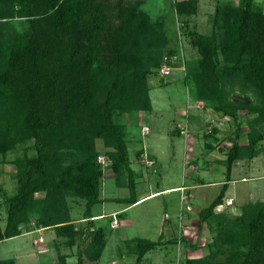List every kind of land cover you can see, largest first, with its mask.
I'll return each instance as SVG.
<instances>
[{
	"label": "trees",
	"instance_id": "1",
	"mask_svg": "<svg viewBox=\"0 0 264 264\" xmlns=\"http://www.w3.org/2000/svg\"><path fill=\"white\" fill-rule=\"evenodd\" d=\"M142 4L143 0H0V153L21 142H34L15 160L19 185L9 197L6 226L0 223V243L19 236L21 224L36 212L38 227H54L60 242L79 246V264L101 258L107 230L97 226L92 212V207L103 201L105 175L97 138L109 148L106 162L119 185L123 182L119 173L124 169L129 172L131 195L121 200L128 204L138 201L126 126L116 122L115 116L130 111L132 103L143 106L142 100L149 99V74L166 63L163 26L151 20ZM177 10L192 14L197 5L181 1ZM17 20H23L25 28L19 29ZM222 20L229 35L225 41L217 45L208 38L198 41L200 75L212 92L224 93L227 81L233 85L243 79L247 89L254 86L264 96L263 9L250 1L239 6L220 5L215 23ZM156 50H160L157 56L153 55ZM199 95L196 92V97ZM228 95L222 107L214 108L237 120L241 104L231 102ZM210 98L213 95L205 99ZM256 106L249 109L257 111ZM237 136L227 148L229 180L234 162L253 158L264 138L250 131L248 143L241 144L239 128ZM29 149L35 153L29 154ZM227 186L225 183L212 203L201 209L200 228L209 227L215 219ZM39 192L43 195L37 196ZM1 194L0 185V198ZM69 194L86 199L87 225L77 227L72 221ZM248 209L238 220L248 227L237 249L227 262L210 264H264V203L253 202ZM133 241L136 244L131 251L141 264L150 250L179 240H164L162 234L156 241L141 237ZM60 258L66 262L65 255ZM212 258L211 254L189 258L185 264H203ZM0 264L17 262L14 257H0Z\"/></svg>",
	"mask_w": 264,
	"mask_h": 264
},
{
	"label": "rangeland",
	"instance_id": "2",
	"mask_svg": "<svg viewBox=\"0 0 264 264\" xmlns=\"http://www.w3.org/2000/svg\"><path fill=\"white\" fill-rule=\"evenodd\" d=\"M181 1H195L196 13L178 12L177 4ZM247 1L260 6L264 11V0H143L142 9L151 16L152 21L163 26L166 42L162 52L163 61L165 60L166 63L160 69L156 70L154 67L153 72L149 74V99L144 102L142 100L143 106L138 108L137 104L139 103H132L130 111L115 116L116 122L126 126L125 137L128 142L131 163L134 162V167L137 170L140 168L139 173L142 176H136L138 180H141L139 193L149 192L150 189L158 190L183 181L191 182V174L186 173V169L183 172L180 165L185 158L184 152L179 154L176 152L177 148L172 145L168 148L166 147L167 142H163L166 136L171 137L170 130L173 122H176L175 124L182 134L187 135L191 132L190 129H195L200 125L199 117H205L202 120V128L196 129L202 134L201 138L205 135H212L211 137L215 138V141L212 140L213 143H216L215 146L218 149L221 148V152L224 149L227 151V148L232 145L233 139L238 137V128L241 130L239 137L241 144L248 143L250 131H256L257 134L264 136V96H261L254 86L247 89V83L243 79L233 85L227 81L224 93L212 92L209 89V82L200 75L202 54L198 41L208 38L214 45H217L223 40L225 41L223 38L228 35L227 26H224L223 20L218 24L215 23L217 7L220 5H246ZM20 21L23 20H17L16 25L22 30L26 24ZM159 51L156 50L153 55L157 56ZM218 51L221 52V49ZM223 59V55L220 54V60L223 61ZM164 68H168L170 74H164ZM261 89H264V86ZM196 92L198 95L200 94L198 97H196ZM231 92H238L251 99L250 103H241L237 120H233L232 117L224 115L223 111L215 109L226 103V95H230ZM209 94L213 95V98L205 99ZM253 104H257V111L253 112L249 109ZM217 132H220L219 136H215ZM33 143V140L21 142L5 154L0 153V185L2 186L0 223L2 227H5L7 223L9 197L17 192L19 185L15 160L23 156L26 147ZM161 143L162 146L159 148L158 145ZM210 143L212 144V142ZM96 144L100 154L109 159V155L105 154L109 148L105 146L104 140L97 138ZM260 145H262V149L264 138ZM155 147L159 153L154 150ZM203 149L205 150V148ZM149 150L155 156H160L161 159L159 158L158 163L150 158ZM28 153L34 154L35 150L29 149ZM208 162H212V160ZM223 162L226 165V160ZM138 163H142V166ZM107 165L106 162L102 197L128 196L130 193L128 188L129 172L124 169V172L119 173L120 179L123 181L119 185L114 171ZM212 173L215 174L214 171ZM248 185L253 191L256 188L255 194H261V196L253 195L250 199L252 202L249 203L237 199L235 206L226 205L216 212L215 219L209 224V227L205 225L204 229L200 228V219L198 223L192 221V217L187 219L183 214L182 204L186 203V199L189 200V198L184 195L180 198L179 191L160 192L119 214L114 210L124 204L118 200H104L102 203L94 205L92 212L106 214L97 219L96 223L97 226H106L107 245L97 262L85 259L84 264H113V261L115 264H137V256L131 251V247L136 244L133 238L144 237L156 241L161 238L162 234L164 240L177 238L179 241L177 243L167 241L157 249L155 248L156 250H151L146 254L147 257L141 264H185L189 258H199L209 254L213 255V258L205 260L203 264H210L211 261L227 262V258L237 249V243L242 240L243 234L247 231L246 222H239V218L243 213L249 211L247 207L254 201L264 203V188L261 190L258 188V185H264V181L239 182L237 189L244 193L246 192L245 187ZM200 192L208 193L209 197L205 199L201 197L200 201L194 202L205 208L212 203L213 192H217V190L202 189ZM232 193L233 189L230 187L228 194ZM41 195L43 192L37 194V196ZM67 199L71 206L72 221L75 225L77 227L87 225L89 221L84 218L87 214L86 199L78 194H69ZM227 199H224L225 203ZM166 210L173 214V222L171 220L170 223L173 224L172 231H174L170 233L171 230L168 228V234L166 226L169 223L164 224ZM113 212L116 213L120 226L119 224L112 226ZM37 218V213L33 212L32 218L21 224L20 235L23 237L9 238L1 243L0 257L3 259L14 257L17 264H79V246L71 247L64 244L63 241L60 242L54 227L48 228L44 233L39 232L40 229H35L38 228ZM41 235L44 236V239ZM87 244L88 242L83 247L85 248ZM222 249L226 252L221 253ZM241 249L243 250L245 247L242 246ZM61 255L66 256L65 263L62 262Z\"/></svg>",
	"mask_w": 264,
	"mask_h": 264
},
{
	"label": "crops",
	"instance_id": "3",
	"mask_svg": "<svg viewBox=\"0 0 264 264\" xmlns=\"http://www.w3.org/2000/svg\"><path fill=\"white\" fill-rule=\"evenodd\" d=\"M204 108H206V106H204ZM204 108H202V109H204ZM210 113H211V110H210ZM199 118L201 120L200 125H198L196 128L200 129L203 126L202 120L205 117L204 118L199 117ZM175 123L176 122L172 123V128L170 130V134H171L170 136L171 137L168 138L166 136V138H164L163 142H167L166 147H168V148L171 145H172V147L174 146L175 148H177L176 152H179V154H181V152H184L185 158L182 155L184 160L180 163V165L182 166L183 172L186 169L187 170L186 173L191 174V182L187 183V182L183 181L181 183L166 186V187H163V188L158 189V190H151L150 189L149 192L139 193V187H140L139 185H140L141 180H138L136 178V190H137V198H138V201L136 203L128 204V203H125L121 200V199H125L131 195V191H130L129 187L128 188H129L130 193L128 196L120 197V198H116V197L104 198V197H102L103 201L104 200H118L120 203L124 204L119 209L114 210V212H118V214L120 212H125L129 208L135 207V205L137 203H140V202L148 199L149 197L156 196L160 192L169 193L171 191H179L180 192V198L182 195L187 196V198H189V200L186 199V203L182 204L183 208H184L183 214L187 217V219L192 217L191 218L192 221H196L199 223V213L201 211L202 206H200L199 204H197L194 201H197V200L200 201L201 197L204 199L209 197L208 193L203 194L200 192V190H202V189H204V190H206V189L207 190H217V192H213L214 198L212 200H214L219 195V193L221 192L224 184L227 183L228 186H227V190L225 192L224 199L233 198L234 199V205H232V206L236 205L237 199L238 200L240 199L241 201H243L245 203H249V202H252L250 199H252L251 197L253 195L256 197L261 196V194H255L254 191L256 188L253 191V189H251L250 186L248 185V187H245L246 192L243 193L239 189H237V185L239 182H249L250 183V182H254V181H258V180L264 181V147L262 149L260 148L259 152L253 158H241V159L236 160L233 164V167L231 170V176H230V180H229L227 178V166L224 165V162H223L224 160L227 159V151H224L225 150L224 149L223 152H221V150H220L221 148L218 149L215 146L216 143L215 144L213 143V141H215V138L211 137L212 135H207V136L205 135V137L201 138L200 135H202V134H200L199 130H197L196 128L190 129L191 132L188 133L187 135L182 134L180 129L178 128V126ZM190 128H192V127L190 126ZM218 128H220V127H218ZM219 135H220V132L215 133V136H219ZM174 138H176V139L174 140ZM170 139H171V141H169ZM209 142H212V144L211 143L209 144ZM244 144H247V143H244ZM158 146L160 148V146H162V143ZM260 146H262V145H260ZM203 148H205V150ZM150 150L148 152V155L150 153V155H149L150 158H153L155 163H158L160 156L159 155L155 156L152 153V151H150ZM154 150L157 153H159L157 150V147H155ZM209 157H212V158L209 159ZM209 160H212V162H208ZM138 165L142 166V163L141 164L138 163ZM206 165H208V166H206ZM131 166L135 170L136 176L141 177L142 175H141V173H139L140 168L137 170L134 167V162L131 163ZM213 171L215 172V174L212 173ZM196 172H198V173H196ZM239 177H241V178H239ZM230 187L233 189L232 194H228V189ZM258 188L261 190L264 188V185L263 186L258 185ZM254 202H256V201H254ZM137 205H139V204H137ZM185 205L187 207L186 211H185ZM226 205L227 204L225 203V201L223 203L219 204V206L216 207V212L218 210H221L222 208H224ZM232 206H229V207H232ZM165 213L169 214L168 217H166V214H164L165 215L164 224H166L167 222L169 223L166 226V231L167 230L169 231V229H170L171 231H169V232L173 233V231H174V230L172 231V229H173L172 225L173 224L170 223L171 220L173 219V216H172L173 214H171L169 210H166ZM93 214L95 215L96 220L101 218L102 216L106 215L103 212H98V213H93ZM172 222H173V220H172ZM197 225H199V224H197ZM119 226H120V224H119ZM35 229H40L39 232L44 233V232H46V230L48 228L38 227ZM168 231H167V234H168ZM19 236L23 237V235H19ZM19 236H16V237H19ZM41 237L44 239V236L41 235ZM141 238H144V237H141ZM1 243H0V245H1ZM158 247H160V246H158ZM156 249H157V247H156ZM146 257H147V255L144 256L142 263L144 262ZM114 262L115 261H113V264H115Z\"/></svg>",
	"mask_w": 264,
	"mask_h": 264
},
{
	"label": "built area",
	"instance_id": "4",
	"mask_svg": "<svg viewBox=\"0 0 264 264\" xmlns=\"http://www.w3.org/2000/svg\"><path fill=\"white\" fill-rule=\"evenodd\" d=\"M163 73H164V74H170V70H169L168 68H164V69H163ZM99 161H100L103 165H105L107 159H106L104 156L101 155V156L99 157ZM226 204H227L228 206H232V205H234V199H233V198H228V199L226 200ZM113 216H114V219H113V221H112V226H117V225L119 224V220H118V218L116 217V216H117L116 213H113ZM168 216H169V214H166V217H168Z\"/></svg>",
	"mask_w": 264,
	"mask_h": 264
},
{
	"label": "water",
	"instance_id": "5",
	"mask_svg": "<svg viewBox=\"0 0 264 264\" xmlns=\"http://www.w3.org/2000/svg\"><path fill=\"white\" fill-rule=\"evenodd\" d=\"M230 100L233 103L241 104V103H250L251 99H250V97L241 95L238 92H235V93L233 92V93H231Z\"/></svg>",
	"mask_w": 264,
	"mask_h": 264
}]
</instances>
